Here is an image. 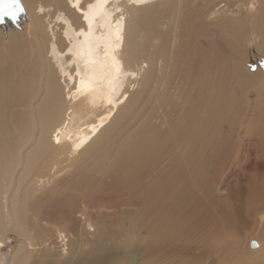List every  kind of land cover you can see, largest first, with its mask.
I'll return each instance as SVG.
<instances>
[{"label":"bare ground","instance_id":"obj_1","mask_svg":"<svg viewBox=\"0 0 264 264\" xmlns=\"http://www.w3.org/2000/svg\"><path fill=\"white\" fill-rule=\"evenodd\" d=\"M192 1L18 0L15 17L0 18V27L9 26L5 29L8 35L0 34V247L10 216L15 217L18 195L24 192L16 217L17 221L20 218L18 243L6 255L13 264L30 259L32 240L40 235L35 228L33 235L26 231L27 219H37L32 198L38 200L57 187L58 180L91 173L105 161L118 182L125 183L126 190L137 188L151 204L149 194L160 183L162 198L180 202L184 191L174 184L175 159L178 157L177 180L182 176L189 183H197L196 165L205 164L207 151L217 152L225 137H232L220 129L223 119H229L232 113L230 107L234 106L238 115L249 82L264 84V71H249L247 67L252 65L242 68L240 50L234 46L237 41H247L253 48L264 45V0ZM237 22H242L239 26L247 22L250 30L240 27L243 31L234 32L229 25ZM149 70L153 74L147 87L163 74V87L156 91L155 105L162 103L158 96L163 92L175 101L167 102L165 107L157 105L158 113L147 127L141 123L137 131H128L129 125L140 122L130 121L129 115L138 107L136 89L141 74ZM172 79L173 89L167 84ZM241 85L245 90L233 97V89ZM263 103H249L248 121L264 127V117L254 118L253 112L260 107L262 110ZM262 138L260 130L252 141L239 138V143L254 148ZM237 141L234 139L222 156L226 160L235 156L246 163L249 153L243 149L236 152L241 149ZM165 157L168 162L159 167ZM160 173L170 179L156 180L155 175ZM148 181L151 183L146 188ZM4 182L16 185L9 195L5 190L9 184ZM53 182L55 186L47 187ZM129 192L126 194L133 196L134 192ZM85 212L80 218L72 211L49 213L48 220L54 223L41 230L47 239L38 245L59 243L56 253L65 256L71 246L65 260L72 262L78 252L73 241L82 238L84 221H91ZM59 218L66 224H60ZM164 218L153 220L152 226L156 228ZM96 226L93 230L100 235L88 239L91 250L99 247L102 238L111 236L108 228ZM257 234L246 239L248 254H259L263 248ZM132 241L129 238L125 245L130 246ZM235 248L238 257L241 248ZM5 261L0 255V264Z\"/></svg>","mask_w":264,"mask_h":264},{"label":"rangeland","instance_id":"obj_2","mask_svg":"<svg viewBox=\"0 0 264 264\" xmlns=\"http://www.w3.org/2000/svg\"><path fill=\"white\" fill-rule=\"evenodd\" d=\"M198 1L193 0L192 2L198 3ZM241 23L231 24L229 28L233 29L234 32L236 29L238 33L243 30H250L248 29L249 25L247 22L239 26L238 24ZM244 25L247 27L246 29ZM240 27L243 30H240ZM8 28L9 26L3 24L0 27V34L2 36L8 35V32L5 30ZM207 28L210 30L209 27ZM169 44L170 38H168L167 46ZM248 44L247 41H243L242 43L237 41L234 45L240 50V54L238 55L241 66L242 68L250 65L255 66L254 70L252 66L251 68L247 67V69L260 74V71H264V45L260 47L258 44L259 48H253L251 44ZM242 51L244 52L242 53ZM260 60L261 64H259ZM149 71L142 72L141 82H138L137 85L136 90L139 93H137L139 102L136 111L138 113L135 111L129 115L130 121L140 122L132 126L129 125L127 127L128 131L132 129H136L137 131L139 125L142 124L147 127L150 119L153 120V117L158 113L156 109L157 105L165 107L167 102L171 103L175 101V97H171L168 93L163 92L161 96H158L159 101H162V103L158 102L155 105L156 91L163 87V74L157 76L159 79L156 77L155 81L147 87L148 79L153 74L152 70ZM149 73L150 76H148ZM167 84L173 89L175 80L172 79ZM260 87L261 89L259 90ZM144 89L145 91L142 92ZM233 90L232 94L234 97L235 95L239 96L240 92L245 90V88L241 85ZM246 90L245 95L247 96L243 103V109L240 108L238 115H236V108L231 106L232 108L230 107L229 111L232 113H230L229 119L225 117L221 123V131L226 134H232V137H225L222 143L215 149L218 153L207 151L205 164H197V172L193 169V172H196L194 175L199 176L197 183H189L187 178H183L182 176H178L177 180L178 163L176 166L175 163L178 157L175 159L172 165V173L175 175L174 179L176 181L173 182L180 187V190L184 191V199L178 202L169 198H162L161 186L163 185L160 183L154 187L158 189L159 193L154 189L153 192L155 194H149V197L152 198V205L150 200L146 201L139 195L141 193L137 188L136 190L139 193L136 192L135 188L133 191L131 189L126 190L125 183L118 182L119 180L110 172L109 163L104 161L97 170H92L91 173L86 171L72 180H58L57 187L41 195L38 200L32 198V210L35 211V214L37 213V219L35 220L31 217L27 219L29 225L27 224L26 231L30 235H33L32 230L35 228L36 232H39L38 234L40 235L32 240L33 249L31 250L30 259L23 264H264V139L262 138L256 145L252 142L254 148L240 146L241 143H239V138L240 140L250 138L252 141V137L257 135L260 130L264 133V127L260 123L256 124L248 121V117L250 116L249 107L252 106L249 103L255 100H264V84L258 85L249 82ZM253 112L254 118L258 115L264 117V108L261 110L260 107L259 110ZM131 116L132 119L130 118ZM83 120L79 121L82 122ZM232 121L233 123H231ZM234 139L238 140V145L241 147L236 152L239 153L243 149L249 153L247 157L248 163L242 160L239 161L235 156L227 158V160L222 156V153L225 152ZM165 161L168 162L167 157L158 166L164 167ZM257 162H260L262 166L257 165ZM147 175L146 173V179L149 177ZM155 178L156 180L162 178V180L170 179L162 173L158 174L157 177L155 175ZM6 183L8 187L5 190L7 195H9L16 185L11 182ZM150 183L151 181L146 182V188H149L147 186ZM54 184L53 182L47 187H53L55 186ZM141 184L143 185L144 183ZM127 191L134 192L132 194L134 197L131 194H126ZM135 192L138 194L136 195L137 198L134 195L136 194ZM151 194L155 196L153 195L152 197ZM23 196L24 192L20 191L15 204V217H13L14 215L10 216L9 229L7 227L8 231L6 230L3 237V245L0 247V255L5 257L6 264H13V261L11 262V259L6 255L10 253V248L16 247L18 243L17 229L20 226V218L17 221L16 217L18 218V206H20V200ZM149 204H151L150 207H148ZM150 210L153 214L150 213ZM68 211H72L77 218H80V213L85 211L86 215L89 213L91 216V221L87 220L83 223L85 229H83L82 238H78L79 240L76 241L73 237V248L77 249L78 252L76 256L74 255L75 258L72 262L69 260L70 263L65 258L69 257L71 246L68 248L69 252L66 254V257L65 254H57L59 243H55V246L52 244L50 245L51 247H40L38 245L47 239V236L41 230L43 231L46 226L51 228L50 225L54 223V220L52 222L48 220L49 213L60 214ZM156 211L158 216L155 215ZM149 213L150 215L152 214V217ZM163 215H165V218L163 220L160 219L157 227L155 228V225L152 226L153 220L159 217L163 218ZM58 221L60 224H66L64 219L59 218ZM56 225L58 226L59 224ZM96 225L100 229L108 228L107 230L111 233V236L102 238L103 240L100 241L99 247L91 250L89 249L88 239L94 240L99 238L100 235L99 232L96 234V231L93 230V227ZM59 226L62 227L63 225ZM28 228L31 229L29 230ZM255 234L262 238L263 248L259 254H248L250 252L247 253V249L244 248L246 239L250 235ZM74 236L76 235L74 234ZM129 238H132L133 241L130 246H126L125 241H128ZM236 245H238L239 249L241 248L238 257L234 253ZM55 247L58 249H54ZM260 259L261 261H259Z\"/></svg>","mask_w":264,"mask_h":264},{"label":"snow or ice","instance_id":"obj_3","mask_svg":"<svg viewBox=\"0 0 264 264\" xmlns=\"http://www.w3.org/2000/svg\"><path fill=\"white\" fill-rule=\"evenodd\" d=\"M19 9L18 0H0V18L9 16L14 18L16 11ZM253 247H256L255 241L252 242Z\"/></svg>","mask_w":264,"mask_h":264}]
</instances>
